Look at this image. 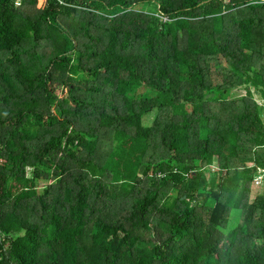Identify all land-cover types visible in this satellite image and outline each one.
Here are the masks:
<instances>
[{
	"label": "trees",
	"instance_id": "16d2710c",
	"mask_svg": "<svg viewBox=\"0 0 264 264\" xmlns=\"http://www.w3.org/2000/svg\"><path fill=\"white\" fill-rule=\"evenodd\" d=\"M63 1L0 0V264H264V0Z\"/></svg>",
	"mask_w": 264,
	"mask_h": 264
},
{
	"label": "rangeland",
	"instance_id": "374dc122",
	"mask_svg": "<svg viewBox=\"0 0 264 264\" xmlns=\"http://www.w3.org/2000/svg\"><path fill=\"white\" fill-rule=\"evenodd\" d=\"M147 9H152L151 7H147ZM141 92L143 94L146 95V97H150L152 90L146 87H141ZM245 92L244 87H239L236 88L234 90V94H243ZM254 98L257 99V101H260L259 95L257 93L254 94ZM151 115H147L146 117H144L143 119V123L147 124L151 121ZM262 183V182H261ZM261 183L259 184V182H255V184H253V192L251 194L252 199L258 194V191L260 190ZM241 215H242V210L239 208H233L231 211V215H230V221L228 224V227L226 228L225 232L227 234H230L239 224L240 220H241Z\"/></svg>",
	"mask_w": 264,
	"mask_h": 264
},
{
	"label": "built area",
	"instance_id": "2783aa9c",
	"mask_svg": "<svg viewBox=\"0 0 264 264\" xmlns=\"http://www.w3.org/2000/svg\"><path fill=\"white\" fill-rule=\"evenodd\" d=\"M53 1H56V2L58 1L62 4H64L63 0H53ZM14 4L17 8H20L23 4V0H14ZM257 103L259 105H261L263 107V110H264V99L257 101ZM263 179H264V170H260L258 176L255 177L254 184H255V182H259V184H260Z\"/></svg>",
	"mask_w": 264,
	"mask_h": 264
}]
</instances>
